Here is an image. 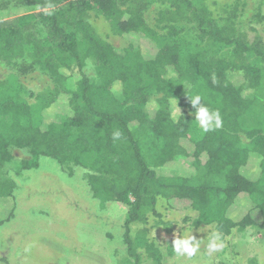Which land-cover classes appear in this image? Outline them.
Returning a JSON list of instances; mask_svg holds the SVG:
<instances>
[{
  "label": "trees",
  "instance_id": "1",
  "mask_svg": "<svg viewBox=\"0 0 264 264\" xmlns=\"http://www.w3.org/2000/svg\"><path fill=\"white\" fill-rule=\"evenodd\" d=\"M208 1L0 0V171L12 150L27 155L17 174L43 157L69 176L82 169L93 199L126 210L122 264H162L155 236L172 225L161 200L184 203L183 221L220 239L264 235V0ZM195 95L219 128L198 126ZM55 105L66 112L49 121ZM176 162L189 172H164ZM15 188L0 178L11 213Z\"/></svg>",
  "mask_w": 264,
  "mask_h": 264
},
{
  "label": "rangeland",
  "instance_id": "2",
  "mask_svg": "<svg viewBox=\"0 0 264 264\" xmlns=\"http://www.w3.org/2000/svg\"><path fill=\"white\" fill-rule=\"evenodd\" d=\"M213 1L218 0L208 2ZM224 1L227 0H219L217 4ZM98 22L101 24L98 30L105 33L106 24ZM135 41L145 56L154 54L152 44L143 39ZM114 43L117 45L119 40ZM146 108L149 113L153 110L152 105ZM65 112L64 106L55 105L46 116L51 121L55 115ZM178 112L174 104L173 114ZM12 155V162L0 171V178L10 177L16 186L12 213V201L0 199V264H122L125 257L122 224L126 211L123 205H102L93 199L80 168H75L69 176L54 160L43 157L36 169L17 174L19 161L27 155L20 150H12ZM251 163L255 175L257 158ZM169 170L189 172V168L178 162L168 165L164 172ZM184 206L175 201L157 203L158 215L172 225L169 234L161 231L156 233L159 238L155 236L164 253L162 264H264L262 233L250 228L241 232L233 230L220 239L222 248L209 251L207 244L215 230L209 226L194 228L183 221L186 216L193 215ZM244 212L245 208L241 207L233 209L229 215L238 221ZM154 219L149 215L148 224ZM186 235L195 236L199 242V249L192 257L178 255L172 249L174 239ZM140 252L145 256L142 250Z\"/></svg>",
  "mask_w": 264,
  "mask_h": 264
},
{
  "label": "clouds",
  "instance_id": "3",
  "mask_svg": "<svg viewBox=\"0 0 264 264\" xmlns=\"http://www.w3.org/2000/svg\"><path fill=\"white\" fill-rule=\"evenodd\" d=\"M201 99L200 95H195L190 99L191 105L195 108L194 117L198 122V126L205 132L219 128L222 124L219 112L211 111L208 107L201 104ZM177 111H180L178 107ZM119 138V132L113 133V139ZM222 247L223 244L220 242V236L214 233L207 244L208 250L214 252ZM172 249L178 255L187 254L189 257H192L199 249V242L193 235H186L182 238L178 237L174 239Z\"/></svg>",
  "mask_w": 264,
  "mask_h": 264
}]
</instances>
